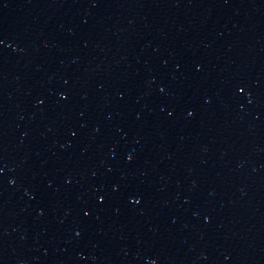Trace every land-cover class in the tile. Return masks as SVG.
Here are the masks:
<instances>
[{
    "label": "water",
    "instance_id": "95a60500",
    "mask_svg": "<svg viewBox=\"0 0 264 264\" xmlns=\"http://www.w3.org/2000/svg\"><path fill=\"white\" fill-rule=\"evenodd\" d=\"M0 39V264H264V0H0Z\"/></svg>",
    "mask_w": 264,
    "mask_h": 264
},
{
    "label": "snow or ice",
    "instance_id": "6c2138e0",
    "mask_svg": "<svg viewBox=\"0 0 264 264\" xmlns=\"http://www.w3.org/2000/svg\"><path fill=\"white\" fill-rule=\"evenodd\" d=\"M3 40L2 39H0V44H3ZM239 87V86H238ZM240 91L241 92H243L244 91V88L243 87H240ZM40 103H43V101H40ZM129 159H131V157H129ZM104 198L103 197H101V200H103ZM137 203L139 202V201H136ZM85 215H87V213H85Z\"/></svg>",
    "mask_w": 264,
    "mask_h": 264
}]
</instances>
